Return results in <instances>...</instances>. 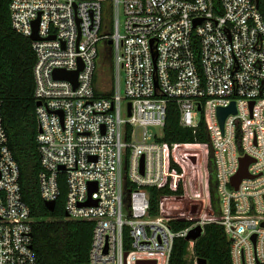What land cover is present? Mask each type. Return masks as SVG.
I'll list each match as a JSON object with an SVG mask.
<instances>
[{"label": "built area", "instance_id": "1", "mask_svg": "<svg viewBox=\"0 0 264 264\" xmlns=\"http://www.w3.org/2000/svg\"><path fill=\"white\" fill-rule=\"evenodd\" d=\"M106 2L116 8L111 29ZM10 14L13 29L29 39L37 24L41 196L56 202L64 177L65 219L94 224L87 264H170L176 239L198 226L203 235L209 223L224 228L232 264H264V18L256 0H12ZM107 47L110 97L96 90ZM57 70L79 71L77 84L56 79ZM233 102L236 114L222 127L218 110ZM170 103L183 127L204 121L210 145L162 141ZM244 157L249 177L235 188ZM167 186L184 193L162 195L152 215L148 189ZM190 197L184 211L175 210ZM180 221L192 224L176 231ZM34 224L0 100V264H39ZM196 241H188V259L199 264Z\"/></svg>", "mask_w": 264, "mask_h": 264}, {"label": "trees", "instance_id": "2", "mask_svg": "<svg viewBox=\"0 0 264 264\" xmlns=\"http://www.w3.org/2000/svg\"><path fill=\"white\" fill-rule=\"evenodd\" d=\"M12 0H0V100L2 101L3 126L7 132L9 147L20 168V184L23 200L30 207L34 224V247L39 264H87L93 238L92 222L70 221L65 219L67 187L61 184L62 194L56 201L54 211L47 209L41 196L39 174L42 170L41 155L37 137V102L35 98L34 66L36 55L32 41L16 32L11 23L10 4ZM259 10L264 18V0L259 2ZM111 49V47H110ZM103 61L99 73L107 70L114 83L113 62ZM106 66V68H105ZM96 82H98V77ZM97 94L110 97V91H101L97 84ZM162 141L173 143H205L210 145L208 129L202 121L197 129L186 128L180 124V113L175 103L169 104L168 118ZM178 168L176 165H174ZM209 180L212 210L220 211V199L215 177L213 150L209 154ZM179 171L182 170L179 167ZM127 187L132 189L128 182ZM150 213L159 212L162 195L180 196L182 188L172 192L170 188L158 190L149 188ZM192 222H175L176 231L182 230ZM189 242L184 238L175 241L170 264H194L188 259ZM195 254L208 264H232L231 241L224 228L215 223L205 226L204 234L195 242Z\"/></svg>", "mask_w": 264, "mask_h": 264}, {"label": "water", "instance_id": "3", "mask_svg": "<svg viewBox=\"0 0 264 264\" xmlns=\"http://www.w3.org/2000/svg\"><path fill=\"white\" fill-rule=\"evenodd\" d=\"M259 2L260 0H256L257 6L259 7ZM32 40H38V35H37V24H36V29L34 35L31 37ZM112 45V41L109 43ZM80 69H82V66H80ZM78 73L79 71L75 72H66L62 70H57L54 73V76L56 79H66L73 81L74 83L77 84V78H78ZM38 105L40 103H37ZM254 104H252L253 106ZM230 114H236V106L235 102H233L229 107L227 108H219L218 110V117L221 123V126L224 127L225 120ZM241 161V167L239 173L233 178L232 184L235 188H237L240 184V182L244 179L249 177V172H248V166L251 162L250 158L244 157L240 159ZM45 205L48 210L54 211L56 208V202L54 201H46ZM203 228L201 226H198L194 228L193 230L190 231L189 235L187 236L188 241H196L202 236ZM141 264L145 263H154V262H140ZM199 264H208L207 260L205 259H200Z\"/></svg>", "mask_w": 264, "mask_h": 264}, {"label": "rangeland", "instance_id": "4", "mask_svg": "<svg viewBox=\"0 0 264 264\" xmlns=\"http://www.w3.org/2000/svg\"><path fill=\"white\" fill-rule=\"evenodd\" d=\"M116 18V8L115 5H113L111 2H106L104 4V22L106 23V25L111 29L112 28V23L115 21ZM120 21H121V25L124 24V15L121 12L120 15ZM113 62V55H112V50L110 49V47H107L105 49V51L102 52V56L100 59V64H102L103 61H106L107 63L111 64V61ZM106 68V66H105ZM101 81L99 82V87L101 91H110L112 89L113 86V82H112V77L110 76V73L108 75V71L107 70H102L101 69ZM189 202H192L191 197L189 198V200L186 203H181V201L179 202H175V210L177 211H184L188 204H190ZM205 211L203 209H201V211L198 212V214H204Z\"/></svg>", "mask_w": 264, "mask_h": 264}]
</instances>
